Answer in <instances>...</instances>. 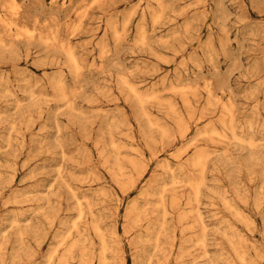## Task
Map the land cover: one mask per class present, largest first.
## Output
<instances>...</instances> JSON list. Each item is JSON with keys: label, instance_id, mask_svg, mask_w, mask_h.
Here are the masks:
<instances>
[{"label": "rangeland", "instance_id": "374dc122", "mask_svg": "<svg viewBox=\"0 0 264 264\" xmlns=\"http://www.w3.org/2000/svg\"><path fill=\"white\" fill-rule=\"evenodd\" d=\"M115 1L116 13L138 3ZM172 1V21L153 24L146 15L140 43L141 16L117 41L105 10L94 9L75 32L79 0H19L26 21L38 19L41 31H60L58 40L72 44L81 63L76 74L57 44L45 51L38 40L11 41L0 27L16 48L0 47V264H59L75 239L99 264L102 241L90 230L93 221L105 237L107 264H264V0ZM125 82L156 98L141 107ZM164 127L171 137L162 140ZM196 152L208 153L205 181L197 204L188 205ZM143 168L145 178L126 192L123 177H138ZM172 172L183 181L172 184ZM163 186L168 224L176 227L165 254L146 235L154 232H146V221L161 212ZM143 191L151 193L148 202ZM136 200L144 212L153 210L144 218L153 216L126 236L124 214ZM79 206L85 215L73 226ZM56 234L68 235L53 251ZM79 248L69 264H80ZM49 252H57L52 263Z\"/></svg>", "mask_w": 264, "mask_h": 264}, {"label": "bare ground", "instance_id": "6f19581e", "mask_svg": "<svg viewBox=\"0 0 264 264\" xmlns=\"http://www.w3.org/2000/svg\"><path fill=\"white\" fill-rule=\"evenodd\" d=\"M1 1V0H0ZM73 1L74 0H50V2L51 3H56V2H60L61 3V5L62 6H64V5H71L72 6V4H73ZM120 1V0H119ZM117 2V1H115V3H118V4H120L121 3V1L120 2ZM122 1H124V0H122ZM126 1V0H125ZM124 1V2H125ZM128 1V0H127ZM131 1V0H130ZM133 1V0H132ZM109 2V3H108ZM134 2V1H133ZM106 3H108V4H106ZM134 3H136V2H134ZM125 5H126V3H124ZM105 5H109V7H106ZM111 5H112V7H111ZM196 5V4H195ZM114 6H116L115 4H114V0H79V2L76 4V6H74L73 7V13H74V16L76 17V22H75V24L72 26V24H71V26H72V31H77V29H81V27L80 28H78V25L80 24V22H82V21H85V20H83V19H85V18H87V16L94 10V9H102V10H105L106 12H109L108 14H109V21H108V25L111 27L110 29H112L111 30V34H112V36H113V38H115L117 41L121 38V33H122V31L123 30H125L126 28H128L129 26H130V24H131V22H132V20H133V18L135 17V16H141V23L139 24V26H138V32H137V34H138V41L140 42V43H145V41H146V38H147V36H146V33H145V27H144V25H143V20H145V17H146V15L147 14H149L150 15V19H151V22L153 23V24H161V25H164V24H166L167 22H169V21H172V18H171V16L169 15V13H170V11H174V6H175V2L174 1H172V0H138V3L137 4H135V5H127V8L125 9V11H123V12H121V13H116V9L119 7H114ZM223 7V6H222ZM65 8V7H64ZM116 8V9H115ZM189 8V7H188ZM187 10V9H186ZM24 11V8H23V4L22 3H20L19 2V0H2L1 2H0V27H2L6 32H7V34H8V37L11 39V41H12V39H13V41L14 40H16V42H17V40L19 41V40H25L26 41V43H29V41H30V43H31V41L33 42V41H36V40H38V42L39 41H41L40 43V45H44L45 46V51H48V50H50V47L53 49V47L52 46H54L55 44H57L56 46H54V48L55 47H57V49L58 50H60L61 52H60V54L63 52V54L65 53L66 54V56H67V58H68V60H69V62H70V66H71V68L74 70V72H75V74L76 73H79V71L81 70V63H80V60H79V58H78V56H77V54H76V51H75V48H73L71 45H68V44H66V41L64 42V41H62V40H58V38H59V32H58V36H57V32H55V31H50L49 32V30H47L49 33H46L45 31L46 30H44L43 28V30H44V32H45V34L41 31V29H39V25H40V22L38 21V19H34V20H32V18H31V16L32 15H28L27 14V16H29V18H31V19H28V20H31V21H26L24 18H25V16L23 17V13H25V11ZM114 11H115V13H114ZM185 11V10H184ZM182 12V11H181ZM181 12L179 13V14H181ZM25 15H26V13H25ZM36 16V15H35ZM180 16V15H179ZM186 16V15H185ZM78 20V21H77ZM107 20V19H106ZM52 22V21H51ZM50 23V22H49ZM107 23V22H106ZM47 25H48V23H47ZM47 25H45V27H47ZM83 25V24H82ZM187 25V27H188V24H186ZM185 25V26H186ZM41 26V25H40ZM44 26V25H43ZM52 26V25H51ZM50 25H49V29H53V27H51ZM67 26V25H66ZM70 26V25H69ZM68 26V28H70ZM80 26V25H79ZM84 26V25H83ZM109 26H107V29L109 28ZM135 27V26H134ZM184 28V27H183ZM57 29H59V26H57ZM109 29V30H110ZM54 30V29H53ZM70 31H71V29H69ZM188 30V29H187ZM72 31H71V33L70 34H74V33H72ZM78 33V32H77ZM75 35V34H74ZM228 35V34H227ZM8 37H7V39H8ZM73 37V36H72ZM124 37V36H123ZM5 38L6 37H4L3 36V33H2V31L0 30V47H7V48H9L10 50H14V49H16L15 48V46L12 44L13 42H11V41H8L9 43H7L6 42V40H5ZM60 39H61V36H60ZM11 42V43H10ZM16 42H14V43H16ZM37 42V41H36ZM37 42V43H38ZM42 42H43V44H42ZM19 43V42H18ZM22 42H20V44H21ZM33 43H35V42H33ZM60 43V44H59ZM25 44V43H24ZM17 45V44H16ZM26 45H28V44H26ZM30 45V44H29ZM103 47H104V45H102ZM102 48V47H101ZM3 48H0V50H2ZM57 49H54V50H57ZM103 49V48H102ZM109 49V48H108ZM5 50V49H4ZM105 50V49H104ZM102 51V50H101ZM106 51V50H105ZM44 52V51H43ZM27 55V54H26ZM59 55V54H58ZM103 55V54H102ZM101 55V56H102ZM28 56V55H27ZM65 56V57H66ZM26 57V56H25ZM70 71V70H69ZM63 74H61V76H62ZM59 79V78H58ZM61 80V79H60ZM60 80H58V81H56V85H57V87H60V88H62L63 89V87H62V82L60 81ZM126 81V80H125ZM5 82V81H4ZM54 82V81H53ZM26 84V83H25ZM124 84H126L127 86L126 87H128V89H129V91L131 92V94H133V97L135 98V100H136V102L142 107L143 106V103L145 102V99H151V98H156V93H154V94H152V93H142V92H140L138 89H137V87L136 86H134L133 84H131V83H128V82H125ZM56 85H55V87H56ZM26 87V86H25ZM59 90V89H58ZM207 90H208V92H209V94L210 95H212L211 93V89L210 88H207ZM6 91V90H5ZM148 91V90H147ZM57 92H59V91H57ZM61 92H63V91H60L59 92V94H61V97H59V99L60 100H66L67 99V96H66V94L65 93H61ZM150 92V91H149ZM176 92V91H175ZM32 94H34L33 93V91H32ZM208 94V95H209ZM157 95H158V93H157ZM34 96H35V94H34ZM64 100V101H65ZM152 100V99H151ZM154 101H157V100H154ZM187 101V100H186ZM157 103H159V101L157 102ZM160 103H162V102H160ZM159 103V104H160ZM170 103V102H169ZM217 103V102H216ZM209 104H210V102H209ZM218 104V103H217ZM171 103H170V106L169 107H171ZM218 106V105H217ZM222 107H223V110H224V113L225 114H228V115H232V106L230 107V106H228V105H226V104H222ZM172 110L174 109L173 108V106H172V108H171ZM176 109V108H175ZM171 110V111H172ZM174 112V111H173ZM4 114V113H3ZM141 116H143V117H148V113L144 110V109H142L141 110ZM147 120H148V118H147ZM151 124H153L151 121H149ZM158 126V125H157ZM153 127V126H152ZM181 128H183V127H181ZM184 129H185V127H184ZM161 139L162 140H164V139H168L169 138V136L171 135L170 134V132L167 130V129H165V127L164 128H162L161 130ZM185 133V132H184ZM208 133H210V134H212V133H215V134H217V135H219V136H221V137H225V133L224 134H222V133H220L219 131H215V130H210ZM181 134V133H180ZM181 135H183V133L181 134ZM168 137V138H167ZM171 137V136H170ZM114 141V140H113ZM242 141V140H241ZM246 142H248V141H246ZM109 144H111V143H109ZM112 144H116V143H112ZM248 144V143H247ZM249 144L252 146L253 145V142L252 141H249ZM117 145V144H116ZM115 145V146H116ZM118 146V145H117ZM112 147H114L113 145H112ZM116 148V150H117V147H115ZM114 148V149H115ZM119 148V147H118ZM120 149V148H119ZM48 151V150H47ZM180 154V153H179ZM195 154V153H194ZM196 156H195V159H194V156H193V159H194V164H192L191 166H195V168H196V174L195 175H193L191 178H189L188 179V181L186 182L187 183V185H188V187H189V192H188V198H187V203L186 204H188V205H192V204H194V203H196L197 204V202L199 201V197H200V195H201V188H202V186L204 185V181H205V176H204V173H205V171H206V163H207V158H208V153H206V152H196V154H195ZM116 156H117V154H116ZM118 157V156H117ZM191 160H192V158H191ZM132 162V161H131ZM123 166L122 165H118V171L120 172V173H122V171H123ZM146 172H147V169L145 168H143L142 169V171L141 172H139V170H138V177L137 176H132L131 174H129V175H127V176H124L123 177V179L125 178V181L124 182H122V184H121V187L123 188V189H125V191L126 192H129V191H131L132 189H134L137 185H138V183L140 182V181H142V179H144L145 178V175H146ZM137 173V172H136ZM119 175H121V174H119ZM123 175V174H122ZM137 177V178H136ZM157 179V178H156ZM159 179V178H158ZM156 181V180H155ZM180 181H183V180H181L178 176H176V174L174 173V172H172V175H171V182H172V184H178ZM65 183V182H64ZM156 185V184H155ZM154 185V186H155ZM164 185L166 186V184L164 183ZM66 186V185H65ZM67 186L69 187H67L68 189H71V186L69 185V184H67ZM165 186H163V188L160 190V195H161V198L159 197V199L161 200V203H162V194H163V191L165 190L164 188H165ZM75 192V191H74ZM165 192V191H164ZM73 193V192H72ZM72 193H71V195H72ZM158 193V194H159ZM151 195V193H149V192H146V191H143L142 192V194L140 193V195H142V198H144L145 196H147V195ZM73 195H74V198L76 197V195H75V193H73ZM159 195V196H160ZM165 195V194H164ZM153 196V195H152ZM151 196V197H152ZM166 196V195H165ZM73 197V196H72ZM78 197V196H77ZM76 197V198H77ZM148 197V200H147V202L149 201V196H147ZM171 197V196H170ZM156 198V197H155ZM78 199V198H77ZM81 199V198H80ZM164 199V198H163ZM173 199H175L174 197L171 199L172 200V205H171V208L174 206L175 208H174V210L176 209V206H175V200H173ZM16 200V199H15ZM160 200H158V203H156L157 205L160 203ZM77 201H80L79 199L77 200ZM166 201V200H165ZM164 201V202H165ZM80 203V202H79ZM146 203V202H145ZM171 202H169L168 204H170ZM51 204V203H50ZM144 204V203H143ZM147 204V203H146ZM176 204H177V202H176ZM80 205V204H79ZM151 205H153V204H151ZM160 205V204H159ZM144 206V205H143ZM143 206L139 203V200L137 201H134V202H132V204H130L129 205V207H128V212L126 213V214H124L125 215V219L128 221V223H126L127 221H125V219H124V222H125V224H123L124 225V234L127 236L128 234H130V232H132V231H134L135 229V227H136V224L138 223V221H139V223H141V220H143V218H144V214L145 213H147V212H149V211H147V208L145 209L144 208V210L145 211H147V212H144L143 211ZM147 206V205H146ZM154 206V205H153ZM153 206H152V208H153ZM156 206V205H155ZM169 207V206H168ZM166 205H165V203H162L158 208H157V212H158V209L159 208H161V212H159L160 213V216L158 215L159 213H157L156 214V216L155 217H157L156 219V221L153 219V223H151V222H149L152 218L150 217V216H147V218H151V219H147L146 217V219L148 220V221H146L147 223H146V225H149L148 223H150V228L148 227V230L146 231V232H148L149 231V229H151L152 231H154L153 232V235H152V233L149 231V235L148 234H146L148 237V239L149 240H153V246H154V249H156L157 251H159V253H164V251L166 250V247L168 246V244L170 245V246H174V244H175V236L173 235L174 234V232H176V231H174L173 232V230H175L174 228H176V227H174V226H172V227H169V224H168V216H169V209L170 208H168ZM190 207V206H189ZM152 208H150V209H152ZM148 209H149V206H148ZM149 209V210H150ZM155 209H156V207H155ZM192 209V208H191ZM172 210V209H171ZM173 211V210H172ZM191 211V210H190ZM142 213H143V215H142ZM149 213H153V210H152V212H151V210H150V212ZM154 213H156V212H154ZM148 214V213H147ZM84 215H85V212H84V210L79 206V208H78V213H77V217L75 218V220L72 222V224H73V226H77V224H76V222L78 221V220H81L83 217H84ZM150 215V214H149ZM182 215V214H181ZM188 215H189V212H185L184 213V215L183 216H181L182 218H181V220L182 219H186L187 217H188ZM141 216H142V218H141ZM145 216H146V214H145ZM144 218V220H146ZM50 219V218H49ZM184 219V220H185ZM144 220H143V222H144ZM183 220V221H184ZM152 221V220H151ZM46 222H48V221H46ZM143 222H142V224H143ZM138 223V224H139ZM138 224H137V226H138ZM141 224V225H142ZM174 225V224H173ZM147 227V226H146ZM145 227V228H146ZM122 228V229H123ZM173 228V229H172ZM90 230H92L95 234H97V236H99V239H101V241H102V246H101V251H100V257H99V264H107V260H108V258H107V244H106V241H105V237L103 236V234L101 233V226H100V223L98 222V221H93L92 222V224L90 225ZM135 232V231H134ZM173 232V233H172ZM20 233V232H19ZM110 233V232H109ZM21 234V233H20ZM133 234V233H132ZM172 234V235H171ZM64 235V234H63ZM61 236L60 234L59 235H55V242L58 244H55V246H53L51 249H53V251H57L58 249H60V248H62L63 246H64V244L63 245H61L62 247H59V244H61V243H59V241L60 242H63V241H65V240H63V239H65L66 237H67V235L64 237V236ZM112 235V234H111ZM150 235L152 236V237H150ZM202 235V234H201ZM204 236V235H203ZM89 237V236H88ZM111 237V236H110ZM22 238V237H21ZM57 239H60V240H57ZM86 239V238H85ZM84 239V240H85ZM144 239V238H143ZM110 240H112L111 238H110ZM147 240V239H146ZM204 238L203 237H199V238H197L196 239V242L198 243V244H202L203 245V243H204ZM58 241V242H57ZM65 243V242H64ZM70 244V245H69ZM67 246H65L64 248H65V251H63V252H65L62 256H59V258H58V260L60 259V263L61 264H69V259L72 257V255H73V253H74V251L76 250V249H78L79 247H80V242H79V240L78 239H75V240H73L72 242H70ZM85 244V243H84ZM84 244H83V246H84ZM91 244H92V242H91ZM167 244V245H166ZM57 245V246H56ZM166 245V246H165ZM57 247V248H56ZM59 247V248H58ZM172 247H170L171 249H172ZM54 248H55V250H54ZM80 249V251H79V263L80 264H93L91 261H93V258H91V256L89 255V253H88V251H87V249L86 248H79ZM111 250V249H110ZM52 250H51V252H53ZM51 252H49V254L51 253ZM110 252H112V251H110ZM167 252V251H166ZM186 252V251H185ZM57 253V252H56ZM55 252L54 253H52V255L50 254L49 255V257H48V255H47V259L48 258H50L51 256H52V258H50V260L51 259H53V258H55L56 256L54 255V254H56ZM97 253H99V251L97 252ZM111 254V253H110ZM165 254V253H164ZM53 255L55 256V257H53ZM205 255H207V251H204L203 252V254H202V257L203 256H205ZM115 256V255H114ZM182 255H180V257H181ZM60 257H63V258H60ZM201 257V256H200ZM242 257V256H241ZM57 258V257H56ZM61 259H62V261H61ZM64 259V260H63ZM50 260L48 259V261H49V263H52V262H50ZM98 260V259H97ZM47 262V261H46ZM94 262V261H93ZM109 262V261H108ZM111 262V261H110ZM109 262V263H110ZM48 263V262H47ZM57 263H59V261L57 262ZM59 263V264H60ZM114 264H115V260H114ZM125 264V263H124ZM159 264H163L162 262H159ZM193 264V263H192Z\"/></svg>", "mask_w": 264, "mask_h": 264}]
</instances>
